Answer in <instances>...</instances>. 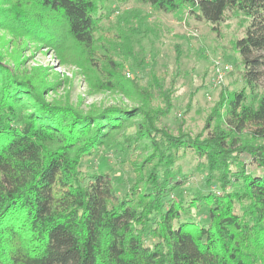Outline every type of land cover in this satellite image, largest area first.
<instances>
[{"label": "trees", "instance_id": "obj_1", "mask_svg": "<svg viewBox=\"0 0 264 264\" xmlns=\"http://www.w3.org/2000/svg\"><path fill=\"white\" fill-rule=\"evenodd\" d=\"M107 1L0 0V32L12 39L0 38V264H264V94L245 90L262 63L254 55L264 51V0H138L178 19L192 15L211 30L227 12L248 19L234 42L244 87L221 90L206 135L158 126L171 93L156 77L142 87L117 70L95 34L99 10L110 14ZM27 42L77 66L89 91L117 90L138 105L83 111L46 100L58 82H48L46 69L25 68ZM152 86L162 107L150 104ZM119 143L130 149L133 172L122 195L107 173L81 170L101 146ZM187 152L220 192L186 206L177 197L165 202L186 182L176 163ZM191 207L206 224L188 218Z\"/></svg>", "mask_w": 264, "mask_h": 264}, {"label": "rangeland", "instance_id": "obj_2", "mask_svg": "<svg viewBox=\"0 0 264 264\" xmlns=\"http://www.w3.org/2000/svg\"><path fill=\"white\" fill-rule=\"evenodd\" d=\"M107 2L110 14L107 15L108 7L99 10L95 34L107 45L111 58L121 65L117 70L127 79L137 80L142 87L150 86L156 77L163 90L171 93V109L160 119L158 126H164L174 134H177L179 125L191 135L201 131L203 135L208 134L211 129H204L205 121L221 90L233 92L244 87L241 74L246 67L234 42L244 35L248 19L241 14L227 12L217 30H211L209 24L192 15L185 14L178 19L138 0ZM121 36L127 37V41ZM1 37L6 41L11 39L9 34L2 32ZM26 45L21 56L25 59V68L46 69L48 82H58L56 88L45 91L46 100H66L83 111L95 107L138 105L117 90L89 91L80 69L71 63H61L51 47L36 49L31 42ZM13 47L12 43L4 46L8 53ZM254 56H259L262 63L252 69L256 78L253 89L245 87L251 97L252 94H264V51ZM151 89L154 94L151 106L162 107L163 102L157 96L156 88L152 86ZM132 131L129 129L128 132ZM125 148L122 143L110 149L101 146L93 156L82 161L81 170L86 174L107 173L116 192L122 195L133 177L128 163L132 156L130 149ZM243 160L248 161L245 157ZM196 162L194 155L187 152L176 163L186 182L166 196L165 202L177 197L186 206L198 194H206L209 190L220 192L214 181L207 186L206 171H199ZM247 171L253 172L255 168L247 166ZM188 218L207 223L206 215L200 208L191 207ZM152 242L151 239L145 240L147 245Z\"/></svg>", "mask_w": 264, "mask_h": 264}]
</instances>
